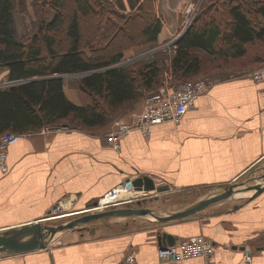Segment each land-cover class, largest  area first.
Masks as SVG:
<instances>
[{
    "label": "crops",
    "instance_id": "crops-1",
    "mask_svg": "<svg viewBox=\"0 0 264 264\" xmlns=\"http://www.w3.org/2000/svg\"><path fill=\"white\" fill-rule=\"evenodd\" d=\"M191 1L153 0L161 20L159 44L180 32ZM259 21L264 26V18ZM143 48L125 50L122 61L138 58ZM69 88L70 96L63 89L66 97L81 104ZM143 103L142 98L117 119H127ZM115 120L99 132L39 130L11 143L7 171L0 173V229L42 222L59 201L67 209L85 208L127 178L146 175L155 184H168L160 193L224 187L264 161V80L255 81L248 72L211 81L177 124L154 125L147 135L134 129L120 139L118 149L106 137ZM125 218L58 231L43 248L0 254V264H121L130 249L137 264H205L201 258L161 262L157 236L162 232L176 240L196 234L211 238L213 264H245L246 251L248 264H264V188L241 203L224 199L174 221Z\"/></svg>",
    "mask_w": 264,
    "mask_h": 264
},
{
    "label": "trees",
    "instance_id": "trees-1",
    "mask_svg": "<svg viewBox=\"0 0 264 264\" xmlns=\"http://www.w3.org/2000/svg\"><path fill=\"white\" fill-rule=\"evenodd\" d=\"M152 3L40 0L36 5L33 0V13L27 14L33 16L31 30L19 33L15 14L29 8L27 0H0V70L5 75L0 84L9 81L0 86V135L34 133L47 124L99 132L154 92L168 70L164 62L152 54L122 62L125 50L157 41L161 20ZM196 10L173 43V79H193L203 70L204 56L215 64L249 53L255 63L264 62L252 47L264 42L259 21L264 0H202ZM65 77L86 94L87 103L66 97Z\"/></svg>",
    "mask_w": 264,
    "mask_h": 264
},
{
    "label": "built area",
    "instance_id": "built-area-1",
    "mask_svg": "<svg viewBox=\"0 0 264 264\" xmlns=\"http://www.w3.org/2000/svg\"><path fill=\"white\" fill-rule=\"evenodd\" d=\"M194 10L195 7L193 8V6L189 9V13L184 17L182 29L175 35L176 37H174L173 43L178 38V35H180L190 23ZM167 67L170 69L169 63ZM167 72L168 75H170V71ZM167 72L165 71L164 74ZM249 76L255 81H263L264 65L254 69L250 72ZM209 85L210 82L207 80H188L177 85H172L171 79L164 77L154 92L148 93L143 97L144 103L139 111L131 113L127 119L120 118L115 120L113 127L106 135L111 148L118 149L120 139L134 129L139 130L143 135H147L154 125L163 122L177 124L187 109L191 107L195 98L205 93ZM66 127L68 126L64 124H47L42 126L40 131L51 132L52 130ZM21 135L20 133L12 132H5L0 135V173H5L7 171V147L15 142ZM147 192L146 190L129 189L126 187L125 181H123L105 191L94 203L85 208L61 212L65 211L68 207L59 201L42 220H55L65 217L67 214L74 215L82 212L101 211L110 207L131 205L139 200L142 196L141 194L146 195ZM50 239L49 237L48 242ZM213 250L214 243L211 238L203 234H196L177 239L172 245L159 246L157 248V257L161 262L165 263L201 258L204 260L205 264H213L211 259ZM249 261L250 251H246L244 263L248 264ZM121 264H137L133 250L130 249L125 254Z\"/></svg>",
    "mask_w": 264,
    "mask_h": 264
},
{
    "label": "rangeland",
    "instance_id": "rangeland-1",
    "mask_svg": "<svg viewBox=\"0 0 264 264\" xmlns=\"http://www.w3.org/2000/svg\"><path fill=\"white\" fill-rule=\"evenodd\" d=\"M202 0H192L191 3H189L191 5V7L193 6V8L195 7L194 12H192V17L193 15L197 12L196 8L199 7L200 3ZM33 2V0H27V4L29 5V8H27L26 11L22 10V11H18L15 14V20H16V25L18 28L19 33H29V31L31 30V19L33 18V16H30L28 18L27 14L28 12L30 13V11L33 13V8L30 7V4ZM40 0H36V5H39ZM105 5V4H104ZM198 5V6H197ZM106 6V5H105ZM30 9V10H29ZM24 11V12H23ZM148 10H145L144 13H148ZM189 13V10L185 12V15H187ZM51 15V12L49 11V9H46L45 11V18H49ZM32 17V18H31ZM176 37V36H174ZM172 38L170 41H166L163 42L161 44H159V42H155V43H151L148 44V46H145L143 49H141L140 51H142L140 53L141 56H139L137 59L143 57V56H147V55H151L153 56L155 59L160 60V62H164L165 65V69H168V63L170 60V56L171 53L173 51V40L175 38ZM252 47L254 48V51L257 54H262L264 55V42L263 43H255L252 45ZM249 51L251 52V50L249 49ZM250 54H246L245 56L236 58V59H230L227 60L226 63L224 62H217L215 64H209L208 63V57L204 56V61L205 64L203 66V70L201 71V73H199L198 75L192 77L193 79H189V80H207L209 82L211 81H215L217 79H222L225 77H229L231 75H235V74H242V73H249L252 72L254 69L264 65V63L260 62V63H255L251 57H248ZM254 56V55H253ZM150 57V56H149ZM217 65V66H216ZM167 71H171V70H164V72ZM164 72H162V79L164 77L171 79V84L172 85H177L179 83L184 82L183 80H175L172 78V75L170 77V75H168V72L166 74H164ZM161 79V81H162ZM5 80V75H4V71L1 72L0 70V81H4ZM69 87H72L75 89V91L78 94V100H81V104H85L88 102V98L87 96L81 92L75 85L74 83L69 80V79H64V83H63V89L66 91V94H68V96H70L71 91H68ZM72 90V89H71ZM148 94V93H146ZM144 94V96L146 95ZM143 96V97H144ZM78 102V101H76ZM232 183L236 184V194L241 193V196H236L235 193L227 198L226 200H228V203H241L243 201H246L248 199L253 198L257 193H259L264 186L258 191L256 192V190L254 189V186H262L264 183V161L261 162L258 165H255L254 167H252L251 169H249L248 171H246L245 173H243V175H241L240 177H238L237 179H235ZM252 189V190H251ZM223 190V187H198V188H194V189H190V190H185V191H174V192H165V193H160L157 192L156 190H152V191H148L147 194H141L142 196L139 198L138 201L139 202V206H143V207H147L150 208L153 212H155L156 214L159 215H164V214H168L171 213L173 211H169L172 208H185L189 205H191L192 203H194L195 201L208 197L210 195H213L215 193H218L220 191ZM246 190H251V194H248V191ZM239 191V192H237ZM243 193H242V192ZM245 191V192H244ZM159 195V196H157ZM157 196V197H156ZM134 202L133 204H131V206H136L137 203ZM67 210H71V209H66L65 211H61V212H66ZM73 210V209H72ZM73 217H75V215H69V216H65L62 218H58L55 220H49L47 221H42L41 223H50V221H57V223L60 222H66L70 219H72ZM150 216H146V217H142V216H136L135 219L138 220H142L143 219H147ZM133 217H126L125 219H127L128 221L131 220ZM107 219V218H105ZM104 219V220H105ZM152 219V218H150ZM95 222V221H94ZM94 222L91 223H87V224H82L79 225L77 228H84L87 225H93Z\"/></svg>",
    "mask_w": 264,
    "mask_h": 264
},
{
    "label": "water",
    "instance_id": "water-1",
    "mask_svg": "<svg viewBox=\"0 0 264 264\" xmlns=\"http://www.w3.org/2000/svg\"><path fill=\"white\" fill-rule=\"evenodd\" d=\"M125 61H128V59L122 62ZM8 82H3L0 84V86ZM125 185L127 188L134 190H156L157 192H161L169 189L168 184L163 183L157 185L151 177L146 175L138 176L133 179L127 178L125 180ZM235 186V183L225 185L223 190L218 193L199 199L183 209H179L164 215L156 214L150 208L139 206L140 203L136 202V206L124 205L119 207H110L101 211L76 213L74 214L75 217L66 222H55L54 224L29 222L18 226L0 229V254H15L43 248L46 246V244H48L49 237L52 238L58 231L72 229L78 227L79 225L91 223L104 218L121 216H150L148 218H152V220L157 222L178 220L197 213L213 203L231 197L236 192ZM263 186L264 183L262 186H254V189L256 192H258ZM176 238V235L167 232H162L157 236L159 246L172 245Z\"/></svg>",
    "mask_w": 264,
    "mask_h": 264
},
{
    "label": "flooded vegetation",
    "instance_id": "flooded-vegetation-1",
    "mask_svg": "<svg viewBox=\"0 0 264 264\" xmlns=\"http://www.w3.org/2000/svg\"><path fill=\"white\" fill-rule=\"evenodd\" d=\"M61 218H62V217H61ZM47 222H48V221H47ZM55 222L57 223V221H50V223H52V224H54Z\"/></svg>",
    "mask_w": 264,
    "mask_h": 264
},
{
    "label": "bare ground",
    "instance_id": "bare-ground-1",
    "mask_svg": "<svg viewBox=\"0 0 264 264\" xmlns=\"http://www.w3.org/2000/svg\"><path fill=\"white\" fill-rule=\"evenodd\" d=\"M237 192H238V191H237ZM235 195H236V196H241V195H237L236 193H235ZM68 215H70V214H67V216H68Z\"/></svg>",
    "mask_w": 264,
    "mask_h": 264
}]
</instances>
